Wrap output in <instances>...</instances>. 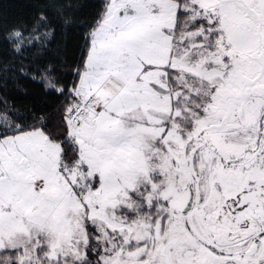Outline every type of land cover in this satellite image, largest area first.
Segmentation results:
<instances>
[{
  "label": "snow or ice",
  "instance_id": "6c2138e0",
  "mask_svg": "<svg viewBox=\"0 0 264 264\" xmlns=\"http://www.w3.org/2000/svg\"><path fill=\"white\" fill-rule=\"evenodd\" d=\"M52 69L55 125L0 123V264H264V0H100Z\"/></svg>",
  "mask_w": 264,
  "mask_h": 264
},
{
  "label": "trees",
  "instance_id": "16d2710c",
  "mask_svg": "<svg viewBox=\"0 0 264 264\" xmlns=\"http://www.w3.org/2000/svg\"><path fill=\"white\" fill-rule=\"evenodd\" d=\"M99 2L0 0L3 4V19L0 20V106L8 108L10 112L19 110L29 119L33 114L43 116L55 125L60 116L61 97L51 87L46 90V79L41 78V70L51 63L55 79L71 84L82 37ZM75 4H82L83 7L67 11L64 16L57 13L60 5ZM41 15L46 22L36 23ZM65 18L72 21L67 30L63 28ZM34 26L36 31H32ZM13 28L23 29L28 37L20 45L5 38V33ZM49 31L52 35L46 36ZM17 47L20 52L15 51ZM21 68L29 75L23 74ZM33 74L37 76L36 80L31 78Z\"/></svg>",
  "mask_w": 264,
  "mask_h": 264
},
{
  "label": "rangeland",
  "instance_id": "374dc122",
  "mask_svg": "<svg viewBox=\"0 0 264 264\" xmlns=\"http://www.w3.org/2000/svg\"><path fill=\"white\" fill-rule=\"evenodd\" d=\"M10 113L11 112H10V110H8V108L0 106V123H2L4 120V117L6 115H10Z\"/></svg>",
  "mask_w": 264,
  "mask_h": 264
}]
</instances>
